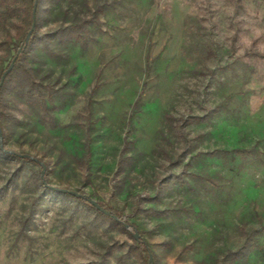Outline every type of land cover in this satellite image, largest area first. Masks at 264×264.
Instances as JSON below:
<instances>
[{"label": "rangeland", "instance_id": "rangeland-1", "mask_svg": "<svg viewBox=\"0 0 264 264\" xmlns=\"http://www.w3.org/2000/svg\"><path fill=\"white\" fill-rule=\"evenodd\" d=\"M41 7L40 34L92 20L66 43L28 48L46 112L6 93L4 148L46 162V184L119 208L150 263L264 264V0ZM12 53L0 47V64ZM17 165L0 159V264H143L125 247L105 253L129 233L97 225L75 195L34 190L38 164L10 182Z\"/></svg>", "mask_w": 264, "mask_h": 264}, {"label": "trees", "instance_id": "trees-1", "mask_svg": "<svg viewBox=\"0 0 264 264\" xmlns=\"http://www.w3.org/2000/svg\"><path fill=\"white\" fill-rule=\"evenodd\" d=\"M43 0H36V10H35V26L28 38V41L24 44V37L27 30L31 25V16H32V7L34 0H0V33H4V39H0V47L8 49L10 47L13 48V53L11 56L6 59V63L0 64V75L3 70L8 66L10 60L14 55L16 58L14 60L13 66L6 73L1 85H0V128L2 130V144L4 142L6 132H5V120L15 118L11 116L10 113H5L2 108L3 106V96L6 93L19 94L24 97H35L39 98L41 103V107L46 112V109L43 104L44 91L47 86L37 80L33 74L32 68L23 62V58L26 54V51L33 43L36 41L41 42V45L45 49H51L50 42L51 40L58 41L60 43H66L73 36L77 35L80 29H84L85 24L91 21V18L83 19L78 22L68 23L65 25H61L53 29L52 31L45 33H38L39 28V19L41 13V5ZM13 28L14 32L11 33L10 29ZM11 43V44H10ZM5 57V56H4ZM2 107V108H1ZM50 118V117H49ZM168 119L172 118L171 116L167 117ZM186 143V142H185ZM4 147V146H3ZM24 154V155H21ZM85 154L89 156V150L87 149ZM6 156H11L15 160L18 161L19 165H17L13 169V173L9 179L10 182L15 183L14 177L24 168V162H30L34 164H38L41 168L40 162L41 159H34L33 156L29 154H25L23 152H7L0 148V159H3ZM82 157V156H81ZM81 157H78L79 159ZM78 159V160H79ZM85 160V159H84ZM81 161V160H80ZM45 165L46 162L42 161ZM82 162V161H81ZM80 162V163H81ZM85 162H82V167H85ZM40 168L38 171H31L32 173V182L34 183L35 189L37 192L41 193L44 191H48V187L42 182L40 176ZM74 190L80 192L81 194H86L81 191L79 188H73ZM58 194H63L62 191L53 189ZM87 195V194H86ZM74 196V195H73ZM79 201L86 204L90 207L94 212V220L97 225L103 226L107 229H120L129 233L131 237L130 242H126L123 245L119 244H104L105 253L111 252L112 247L118 248H126L129 252L135 253L142 260L143 264H154V260L152 263L149 262L148 252L151 250L148 247L147 242L144 240L141 232L136 229L134 222H128L124 219L123 212L107 203L100 200H96L102 207L108 210V213L100 211L93 204L88 202L85 198L80 196H74ZM144 199H153L151 196H145ZM132 230L137 231L139 233L138 238L134 237ZM255 229L251 228V231L245 232L246 239L244 244L238 249L234 251H228V255H234L238 253V251H242L248 242L252 239ZM153 256V254H152ZM154 259V258H153Z\"/></svg>", "mask_w": 264, "mask_h": 264}, {"label": "water", "instance_id": "water-1", "mask_svg": "<svg viewBox=\"0 0 264 264\" xmlns=\"http://www.w3.org/2000/svg\"><path fill=\"white\" fill-rule=\"evenodd\" d=\"M35 10H36V0H34V3H33V7H32V20H31V25H30V28L27 30L26 34H25V37H24V44L28 41V38L35 26ZM16 58V55H14L12 57V59L10 60L8 66L3 70L2 74L0 75V85L6 75V73L11 69V67L13 66V63H14V60ZM0 148L4 151H7V152H11L12 150L10 149H6L3 147V144H2V130L0 128ZM21 155H24V154H21ZM34 159H37L36 157H33ZM40 162V165H41V170H40V175L43 176V172H44V164L42 161H39ZM42 181L45 183L44 179L42 178ZM46 184V183H45ZM48 185V184H46ZM49 187H52L56 190H60V191H66L72 195H75V196H80L82 198H85L88 202H90L91 204H93L96 208H98L100 211H103L105 213H108V210L105 209L104 207H102L94 198L86 195V194H81L80 192L76 191V190H73V189H66V188H59V187H55V186H51V185H48ZM133 235L134 237L138 238L139 236V233L137 231H134L133 232ZM149 262L152 261V256L151 254L149 253Z\"/></svg>", "mask_w": 264, "mask_h": 264}]
</instances>
